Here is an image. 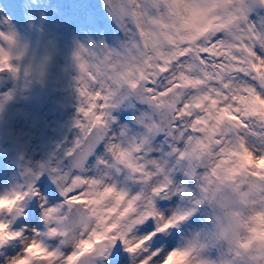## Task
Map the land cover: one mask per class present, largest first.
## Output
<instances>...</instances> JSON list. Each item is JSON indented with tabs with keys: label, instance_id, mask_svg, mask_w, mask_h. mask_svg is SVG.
Listing matches in <instances>:
<instances>
[{
	"label": "snow or ice",
	"instance_id": "snow-or-ice-1",
	"mask_svg": "<svg viewBox=\"0 0 264 264\" xmlns=\"http://www.w3.org/2000/svg\"><path fill=\"white\" fill-rule=\"evenodd\" d=\"M113 15L120 27L125 31L127 40L119 47L107 45L86 46L79 44L74 54L80 76L78 77V93L80 97L79 116L76 127L80 129L77 140L64 150L62 157H56L40 166L39 169H28L30 181L24 191L15 190L0 195V264H36L37 261L54 260L56 264H86L94 257H102L100 264H163L166 258L178 255L173 250L176 229L188 219L189 210L165 215L157 206V201H168L177 193L190 195L186 189L170 180L169 187L158 197L154 198L155 214L142 222L131 223L125 221L121 226L109 233V238L100 231H91L90 238L85 237L84 244L77 250L62 248L61 254L49 250L46 246L45 235L41 232L45 225L41 224L45 210L50 214L65 202L77 199L82 194V188L71 190L74 183L95 180L97 173L111 167L116 171L125 168L120 158L125 155H135L146 165L144 171L161 174L164 170L156 160H146L148 151L168 146L171 154L179 162H185V152L179 147L182 141L177 140L181 129V122L176 120L172 124H165L155 117H149V105L146 99L134 93L121 96L114 90V77L109 65L135 43L140 45L137 37L140 35V17L143 9L137 5L140 0H107ZM241 6L233 17L234 26L224 34H216L212 42L231 46L237 41L242 43L244 50L254 53L256 58L264 61V0H236ZM255 12L259 22L253 21L251 16ZM131 25V27H129ZM6 34L0 32V37ZM260 49V51H257ZM134 51V49H133ZM201 59L207 60L206 54ZM13 71L7 63V57L0 58V72ZM146 87L151 91L157 84L148 80ZM135 88V85H133ZM125 108L132 109V118L128 124H122L116 113ZM162 139L157 144L156 137ZM103 145L104 152H98ZM264 154V151H261ZM96 157V160H92ZM152 165L150 169L147 165ZM199 164L190 168L186 174L193 179L201 176L198 172ZM137 175L136 165L127 167ZM92 172L93 175L88 173ZM201 188V185H200ZM112 191V187H109ZM63 198V199H61ZM35 200V204L25 215L22 205L27 200ZM59 201V203H57ZM38 205V207H36ZM193 209H197L199 202L193 201ZM57 223H59L57 221ZM117 232L121 235L117 236ZM58 235L56 228L52 229ZM28 238V246L25 245ZM171 249V251H169Z\"/></svg>",
	"mask_w": 264,
	"mask_h": 264
},
{
	"label": "rangeland",
	"instance_id": "rangeland-1",
	"mask_svg": "<svg viewBox=\"0 0 264 264\" xmlns=\"http://www.w3.org/2000/svg\"><path fill=\"white\" fill-rule=\"evenodd\" d=\"M172 2H174V0H140V3L137 5L142 8L143 11L140 17V35L138 36L141 43L137 48L135 57L143 61L140 65V71L142 73L150 63L149 59H147V42L145 34L149 33L148 36L150 35L151 45L154 49L158 47L162 50V42L164 43L171 34L176 33L174 24L168 21L167 17L165 19L160 16V13L164 11L160 6ZM180 2H183V0H180ZM47 3L48 2L45 0V5ZM99 3H101L105 9L111 11V8L104 0H99ZM91 8L94 9L93 6H91ZM4 13V18L6 17L8 19L6 11H4ZM252 15L256 14L253 12ZM260 15H264V11H262ZM23 16L24 13L17 17L20 20ZM0 20L4 21L1 16ZM206 25L204 32H201L204 40H206L208 33L217 32V34H224L228 30V28L223 27L225 25L216 21H208ZM177 26L178 25L175 24V27ZM117 27L121 35H125V31L120 27L118 20ZM187 29L188 32L183 36L189 41L195 36L197 31L189 35V33L193 31V28L189 29L187 26ZM182 32L184 33L185 31L182 30ZM89 33L91 43L104 44V35L100 29L92 27ZM199 37L200 36H197L194 39L190 50L193 49ZM234 47L238 53L242 54V58L247 62L252 55H255L244 50L241 42H236ZM165 49L168 48L164 45L163 52ZM199 51L202 53L206 50L205 48L196 49V51L189 55L183 63L175 64L174 68L171 66L166 73L162 74L160 80L169 82L172 81L179 73L180 69L184 67L185 74L192 78L179 82V85L182 86L181 90H176L175 85L170 87L163 86L165 88L161 89L159 94L161 96H168V99L162 97L156 101L155 104L148 103L151 112L148 113L149 117H152L151 114L154 109L155 118L159 120L158 109L163 106L169 110L176 109L178 120L182 125L177 140L182 141L179 147L184 152L192 135L191 128H196V131L199 130L198 138L201 147L199 160H201L202 164L198 169L199 173L205 171V164H207L214 176L217 175L221 169L229 167L235 169L238 162H243L246 166H256L260 169H264V156L260 155L261 151H264V114L260 117L258 110V108H264V102L262 101L257 105L258 100L255 98V95H253L255 87L261 85L260 80L254 73L247 71V67H249L250 64L249 66H245L247 70L245 67L243 68L239 65L240 63L235 64L234 62L228 63L225 66L214 65L213 51L207 52V60L201 59ZM163 52L156 50L152 58H159L162 56ZM183 53H185V51L180 53V55ZM218 57H220V55L214 56V58ZM12 76L13 74L7 71L6 77L7 80H9L5 83H10ZM123 77L125 81L129 80L127 83L128 88L132 85V89H129L130 92L142 98L144 94L143 89L133 90V83L136 82L134 70L131 67H127ZM0 83L5 84L2 82ZM1 92H5V90ZM236 100L238 101V105H235ZM163 102H166V104H163ZM178 104L181 105L179 109L176 108ZM193 104H196L195 108ZM183 114L189 115L187 120L184 118ZM116 115L119 116L120 122L128 124L127 121L132 118V110L124 114H121V112L116 113ZM186 123L190 125H185ZM4 124L5 121L0 116V130L3 131L2 134H5L7 131V128L4 129L3 127ZM188 126L190 132L187 131ZM62 134H64V132L61 133V135ZM70 135V132H67L66 140L68 141V145L66 148L70 147L78 138V135L74 139L71 138ZM59 138L60 135H57L55 138L49 139L52 148L53 146H57ZM156 138H159L156 142L158 144L162 137L157 136ZM52 148L50 147L47 151V159H49L51 155L55 158L58 154L53 152ZM100 152H104L103 145ZM91 159L96 160L97 158L92 157ZM145 159L156 160L164 171L161 172V174H157L154 171H144L143 169L146 168V165L143 161L139 160L137 156H134L132 161L135 160V164H137L138 169H140L137 175L135 174L134 182H132L135 192L129 197V201L133 200L134 205L132 207L130 202L129 204L127 203L126 209L124 208L118 215L114 214L115 211L109 212V210L115 204V200L118 198L122 187L119 186L117 188L112 186V191L113 189L115 191V194L112 195V191H109V184H111L109 176L111 175L106 171V168L97 173V178L94 181L91 179L86 182L81 181L82 184H85L79 187L82 188L81 196L69 203L74 205L76 200L86 199V202L82 206L78 204L77 211L82 217L90 219L93 222L91 231H100L105 235V238L110 239L109 233L115 231L116 226L120 227L121 224L129 220H131V223L134 225L135 223L147 219L150 215L155 214L154 200H152L151 197L155 193H157L156 197H158L163 192V190L156 192V188H159L161 183L166 182L169 187L170 180L168 175L175 184L183 187L182 175L186 168L187 160L185 159V162L177 161L176 157L171 154L170 147H153L152 150L146 153ZM147 167L151 169L153 166L149 164ZM88 174L90 176L93 175L92 172ZM184 189H186L190 195L183 196L177 193L171 196L168 201H157V206L164 211L165 215L170 216L176 214L180 203L185 205L192 203L196 195L199 196L200 183L197 179H192L190 182L186 183ZM111 195L112 198L110 199ZM57 203H59V201ZM189 206L193 205L190 204ZM208 215L209 212L206 205L198 206L193 214V218L188 220L180 229H176L179 235L176 237L175 244L180 242L181 245L193 232L199 231L201 228L205 227L208 224ZM41 224L43 225L42 219ZM119 235H121V233L117 232V236ZM53 243H56V241H53ZM169 251H171V249ZM212 255L215 256L216 253L213 252ZM101 259L102 257L90 258V260L86 261V264H100Z\"/></svg>",
	"mask_w": 264,
	"mask_h": 264
},
{
	"label": "bare ground",
	"instance_id": "bare-ground-1",
	"mask_svg": "<svg viewBox=\"0 0 264 264\" xmlns=\"http://www.w3.org/2000/svg\"><path fill=\"white\" fill-rule=\"evenodd\" d=\"M4 11L8 14V19L6 17L4 18ZM23 13V18L19 20V15ZM254 14L256 13L254 12ZM0 16L4 19V21L0 20V32L8 34L18 31L26 39L30 40L34 50L45 55L47 60V73L43 79L33 80L24 76L18 77L13 75L10 83H0V116L5 121L3 125L4 129L7 128L5 134H2L3 131L0 130V195H4L15 190H26L30 181L28 169H39L41 165L50 161L47 159V151L52 147L49 143L50 138H53L59 132H64L61 136L64 137L69 131L71 132L70 137L73 139L80 134V129L76 127L80 106L78 93V77L80 76V71L77 61L74 58L77 46L83 44L86 46L107 45L109 47H119L127 40V35L126 33L125 35H121L117 27L116 17L112 11L105 9L99 3V0H48L46 5L43 2L40 3L38 0H0ZM251 18L259 22L257 14L252 15ZM174 24L178 26L175 27V36L173 37L172 34L169 36L171 40L169 44L170 48L166 53L163 52L162 44V50L158 47L154 49L146 34L147 59H149L150 63L147 65L148 69L146 67L143 73L140 71V65L143 61L135 57L139 46L133 44L130 49H127L114 61V65L108 66L111 69L112 75L118 74L119 76H123L127 67H131L134 70V78L138 82L141 80L133 90L143 89L144 94L142 99H146L149 104H155L162 97L168 99V96H161L159 94V91L165 88L163 86L170 87L175 85L176 90H181L182 86L179 85V82L192 78L185 74V69L182 67L172 81H161L162 74L158 75V70L153 65L154 59L152 55L156 50L163 52L160 59L156 60V64L159 65L173 50L178 53L179 50L183 52L188 47L189 42L182 41L179 43L183 39L182 36L188 32L187 27H181L178 23ZM205 24L206 22L202 26H205ZM92 27L100 29L104 35V44L91 43L89 32ZM223 27L229 30V27ZM182 30L185 32L183 33ZM191 33L192 31L189 35ZM216 34L217 32L208 33L206 40L199 38L193 49L196 48L199 50L200 48H205L206 51L200 54L207 55L208 51H213L214 56L220 55L218 58H214L213 56L214 65L225 66L228 63L234 62L235 64L240 63L239 65L244 68L250 64L247 67L248 70L246 67L245 69L254 73L261 83L260 86L255 87L253 95L258 100L257 105L262 101L264 102V61L256 58L255 55H252L248 62L245 61L242 58V54L238 53L234 47L235 44L225 46L218 42H212V38ZM237 43L239 42L237 41ZM0 44H3L2 38H0ZM257 51H260V49H257ZM191 54L192 52L189 50L182 56H177L176 60L171 61L172 67L174 68L175 64L183 63ZM148 80L156 83L157 88L150 91L146 87ZM128 81H125L124 86L119 91L121 96L129 94V89H132V85L128 88ZM4 90L5 92H1ZM163 104H166V102H163ZM235 105H238L237 100ZM180 107V104L176 106L178 109ZM131 110V108H125L121 111V114ZM258 110L260 113L259 116L262 117L264 108H258ZM153 114L155 117L154 109L152 110V117ZM183 115L185 116V114ZM129 121L127 122L129 123ZM185 125L190 124L186 123ZM187 131L190 132L189 126ZM158 139L156 138V142ZM65 149V147L60 148L57 157L62 156ZM101 149L102 145L97 151L100 152ZM131 156L135 155L122 156L120 158L121 162L127 167L129 165H136L138 169L135 160L132 161L133 158ZM106 171L111 175L109 176L111 181L109 186H112L114 183V172L122 181L125 180L126 173H132L125 168L122 169V172H119L111 167H106ZM84 185L81 181L74 183L71 190H75ZM167 188L166 182L161 183V190L164 191ZM134 192L133 183L124 185L121 190L122 195H120V199H118L113 209L117 213L121 212L124 205L131 201H129V196ZM198 194H200V191ZM125 196L127 197L125 198ZM156 196L157 193L153 194L151 199L154 200ZM34 204V199L24 202L22 205L25 213L22 217L23 219L28 218L27 214ZM190 204L193 205V202ZM190 204L185 205L180 203L179 209L183 212L187 211L193 207L189 206ZM2 235L3 229H0V236ZM175 247L178 248L179 245L177 244Z\"/></svg>",
	"mask_w": 264,
	"mask_h": 264
},
{
	"label": "clouds",
	"instance_id": "clouds-1",
	"mask_svg": "<svg viewBox=\"0 0 264 264\" xmlns=\"http://www.w3.org/2000/svg\"><path fill=\"white\" fill-rule=\"evenodd\" d=\"M240 6L236 0H174L160 6L164 9L160 16L181 27L216 21L230 28ZM0 38L3 40L0 58L7 57L13 75L33 80L46 76V57L34 50L30 40L18 31ZM113 77L114 90L119 92L125 78L118 74ZM204 170L198 177L201 188L196 199L199 206H207L208 224L187 237L173 250L178 255L170 253L163 264H264V169L238 162L235 169H221L215 176L207 164ZM77 207L65 202L54 213L45 210L42 216L45 246L55 250L58 256L62 248L86 247L84 239L90 238L93 222L82 217ZM196 210L190 208L188 218ZM54 228L58 235L52 233ZM24 242L27 247L28 238ZM36 264L56 262L37 261Z\"/></svg>",
	"mask_w": 264,
	"mask_h": 264
},
{
	"label": "water",
	"instance_id": "water-1",
	"mask_svg": "<svg viewBox=\"0 0 264 264\" xmlns=\"http://www.w3.org/2000/svg\"><path fill=\"white\" fill-rule=\"evenodd\" d=\"M160 114H161V121L165 124H170L172 121V113H167L165 109H161L160 110Z\"/></svg>",
	"mask_w": 264,
	"mask_h": 264
}]
</instances>
